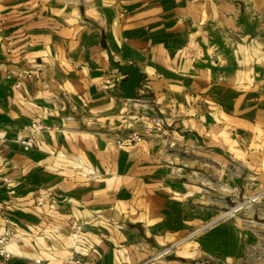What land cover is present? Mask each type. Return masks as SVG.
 Returning <instances> with one entry per match:
<instances>
[{
  "label": "crops",
  "instance_id": "obj_1",
  "mask_svg": "<svg viewBox=\"0 0 264 264\" xmlns=\"http://www.w3.org/2000/svg\"><path fill=\"white\" fill-rule=\"evenodd\" d=\"M0 174V264H248L230 222L161 250L264 188V0H0Z\"/></svg>",
  "mask_w": 264,
  "mask_h": 264
},
{
  "label": "rangeland",
  "instance_id": "obj_2",
  "mask_svg": "<svg viewBox=\"0 0 264 264\" xmlns=\"http://www.w3.org/2000/svg\"><path fill=\"white\" fill-rule=\"evenodd\" d=\"M264 189V188H263ZM201 191L203 194H208V188L206 186H201ZM218 193L223 192V187L219 186L217 188ZM216 193L215 198L217 199L220 195ZM229 197V201L226 204H222V206L218 209L219 213H217L215 219H211L208 223L204 226L200 227V230L192 235L191 237L187 238L179 244L172 245L175 241L180 238L175 239L172 243L167 244L164 249L167 248L166 251L162 252L164 249L161 250L162 254H168L171 251L180 250L181 247L187 242L192 240L193 238L197 237L198 235L202 234L203 231L207 230L209 227H212L216 224L221 222H230L232 224L237 225H248L253 229H257L258 233L264 232V218L262 217V211L264 209V195L259 193H249L247 195L243 193H235L230 195L229 192L226 193ZM263 227V230H262ZM256 231V230H255ZM261 236V235H260ZM183 237V236H182ZM264 237V233H263ZM263 247L261 245L260 255L256 254V247H249L247 251L246 261L248 264H256L261 263L264 264V238H263ZM172 245V246H170ZM199 264H211L210 260L206 255H201Z\"/></svg>",
  "mask_w": 264,
  "mask_h": 264
},
{
  "label": "built area",
  "instance_id": "obj_3",
  "mask_svg": "<svg viewBox=\"0 0 264 264\" xmlns=\"http://www.w3.org/2000/svg\"><path fill=\"white\" fill-rule=\"evenodd\" d=\"M30 75H31V71H29V70L19 71L17 73V81L14 84V88H19L21 80L30 77ZM109 83H110L109 81H106L107 85H109ZM61 97H62L61 98L62 100H64L66 103H68V100H67V97L65 96V94H61ZM71 119H72L71 115H66L63 118L64 121H69ZM49 129L50 128L48 126H46L42 123H38V122L30 123L27 126L22 128L24 135L19 137L16 141L20 145L21 150L26 152L34 146L36 135L41 131H47ZM140 141H141V137L139 135H137L136 133H130L129 135H127L125 137L115 138L114 144L117 148H123V147L130 145V144H133V143H139ZM9 184H10L9 179L6 176H4L3 174H0V186H7ZM260 194L264 195V189L261 190V192H259V195ZM0 216L2 217V220H3L4 224L6 225L3 228L2 232L0 233V256H2L3 258H7L9 256V253L7 251H5L4 247L8 243V240L10 239L12 231L7 226V224L9 223V219L6 216L4 205L1 202H0ZM199 230H200V228L191 231L189 234H187V235L181 237L180 239H178L177 241H175L172 245L181 243L185 239L196 234ZM172 245H170V246H172ZM166 250H167V248L164 249L162 252H164ZM73 262H77V261L75 260Z\"/></svg>",
  "mask_w": 264,
  "mask_h": 264
},
{
  "label": "water",
  "instance_id": "obj_4",
  "mask_svg": "<svg viewBox=\"0 0 264 264\" xmlns=\"http://www.w3.org/2000/svg\"><path fill=\"white\" fill-rule=\"evenodd\" d=\"M112 67L125 76V80L119 85L121 97L123 99H132L135 87L140 80V74L129 66L112 65Z\"/></svg>",
  "mask_w": 264,
  "mask_h": 264
}]
</instances>
